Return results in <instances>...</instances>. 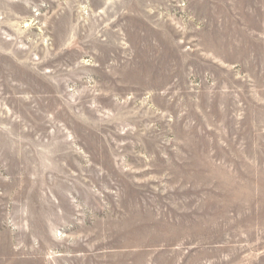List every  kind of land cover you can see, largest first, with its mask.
<instances>
[{"label": "rangeland", "instance_id": "1", "mask_svg": "<svg viewBox=\"0 0 264 264\" xmlns=\"http://www.w3.org/2000/svg\"><path fill=\"white\" fill-rule=\"evenodd\" d=\"M0 264H264V0H0Z\"/></svg>", "mask_w": 264, "mask_h": 264}]
</instances>
